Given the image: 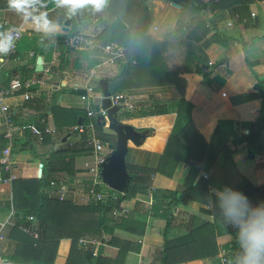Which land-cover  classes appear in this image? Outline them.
Listing matches in <instances>:
<instances>
[{"label": "crops", "instance_id": "0c3cea01", "mask_svg": "<svg viewBox=\"0 0 264 264\" xmlns=\"http://www.w3.org/2000/svg\"><path fill=\"white\" fill-rule=\"evenodd\" d=\"M203 1L207 2V0ZM236 1L226 0L219 4V0H214V4L222 9L214 11L207 9L197 14L189 10L190 8L176 5L168 0H143L149 25L145 35L159 44L158 53L163 60L165 70L183 79L185 88L181 95L177 84L152 86L133 76L127 78L128 85L122 91L114 93L124 97L122 102L130 107L127 110L132 115L122 119L123 109H126L123 108L118 114L119 122L132 127L137 133L149 132L142 144L136 146L131 142L128 143L125 157L128 174L129 172L136 174L137 183L147 186V191L138 194L130 201H123L120 206L129 210L128 218L141 226L138 230L144 227L142 236L117 228L113 229L112 237L140 246L138 253L134 250L127 253L124 264H161L165 244L163 234L168 221H170L168 239L173 240L212 220L211 216L200 212L197 203L187 199L181 200L176 206H173L169 199L163 200L160 209L155 208L156 203L152 199V192L157 189L179 192L186 189L184 183L190 169L183 163L176 166L171 178L160 174H150L161 164L169 138L178 127H182L185 123V117L177 114L179 100L184 99L192 105L189 114L190 122L209 145L219 122L236 124L237 131H234L233 135L227 134L229 132L225 128L219 135L220 138L228 136L226 146L230 150L236 149L231 160L225 162L222 158L218 159L212 170L208 174H203V178L213 177L217 182L228 186H234L241 178H245L251 184L264 179V160L260 157V151L264 150V131L261 132L254 146L252 145L253 147H248L244 143L235 148L231 143L232 139L242 135L243 131L247 134V125L256 123L261 115L259 99H247L237 104H233L231 100L243 95L256 94L264 81V79L260 80V77L264 78V32H258L260 22L257 13L261 14L264 21V0H248V2L241 0L243 4H238ZM44 2L46 7L43 9L47 12L49 19L57 23L58 31L53 38L44 39L42 42L40 34L30 25L24 24L18 15L8 8L0 9V31H4V27L8 25L21 26L22 30V36L17 42L14 53L9 57H3L4 62L0 63V86L6 85L13 78H18L23 84H29L28 87H23L24 93L22 89L3 101L16 117L14 118L16 122L13 121L11 128L5 126L9 141L22 137L24 134V144L27 143V145L18 149L8 145L4 149H9V165L2 167L8 172L6 173L8 177L0 179L2 182H0V193L2 190H8L10 195L9 198H5L0 194V225L5 224L3 239L0 241V264H39L12 259L15 243L8 239L7 235L17 219L12 206L6 207L12 197V180L32 179L35 172L38 176L40 169L48 165L53 172L51 180L67 184L75 193L81 190L77 189L78 185L81 186L80 188L83 187L81 191L85 192L89 183L87 166L94 164V158L91 152L85 151L91 149L89 142L93 139L99 140L96 138V134L99 133L91 121V118L95 116L88 118L90 121L88 126L77 123L75 126L77 129L66 128L57 132L50 109L58 107L80 110L86 115L88 112H96L95 108L101 106L102 100L96 80H107L109 87L110 80L116 78L118 74L116 64L126 62V48L122 50L115 44L104 45L103 39L100 38L103 29L116 21L114 11L109 10L110 0L102 11H92V14L87 17L83 15V11L69 14L66 9L56 7L52 0H44ZM251 14H254V17H251ZM255 19H257V26ZM67 20L71 23L65 31L64 23ZM203 27L210 29L206 32ZM253 30H257L256 34ZM215 34L221 39H229L226 49L218 43H210V48L206 51L209 58L219 56L225 58L215 69H209V72L213 70V77L225 79V84L221 88L214 83L213 78L210 83H207L201 76L185 72L179 61L181 55L178 54L181 53L179 45L188 38L192 39L194 47L205 50L204 45ZM71 36V48H68L64 45ZM24 38L39 40L41 42V45H37L39 52L34 49L23 50L20 46ZM106 46L111 48V52L105 51ZM19 50H21L20 53ZM114 54L120 57L113 64L108 63L107 59ZM37 61H41V71L36 70ZM256 85H258L257 90L254 88ZM87 87L92 88L93 91L87 93ZM31 89L33 91L28 92ZM24 94L31 96L29 100L34 101L33 109L25 107V103L29 100L23 99ZM82 96H86V99H82ZM82 102H85L83 104L85 109ZM40 118H44L46 127L56 130L55 135H50L57 141L55 144H44L42 142L44 135L37 138L32 137L31 133L26 134L24 126L21 125V122L25 120L36 123ZM101 130L100 139L107 143V150L111 151L109 145L116 143V135L104 126ZM32 138L36 141H31ZM67 142L70 143V148L82 152L76 153L72 158L66 155L51 159L50 155L65 149L63 146H66ZM219 149V146L210 145V155L217 154ZM25 150L32 151L37 157L35 159L25 157L27 161L22 160L21 154L26 153ZM249 155H253V158H249ZM49 159H51L50 165ZM214 193L215 190L211 189V194ZM67 199H70L73 204L80 202L76 196ZM251 203L257 205L262 201L256 199ZM107 217L110 220V226L118 224L112 221L110 215L107 214ZM93 240L95 239L85 238L81 240V243L83 247L94 248V254L98 248H101L107 259H116L119 251L117 247L106 244L99 246L97 240ZM231 240V236L225 233L216 236L214 244L216 243L219 250L217 256L225 252V246ZM70 248V239L60 240L53 264H66ZM208 248H213V243L208 242ZM217 256L205 260L204 263L183 264H218Z\"/></svg>", "mask_w": 264, "mask_h": 264}, {"label": "trees", "instance_id": "16d2710c", "mask_svg": "<svg viewBox=\"0 0 264 264\" xmlns=\"http://www.w3.org/2000/svg\"><path fill=\"white\" fill-rule=\"evenodd\" d=\"M168 1L190 8L189 10L197 14L207 9L213 11L222 9L214 4V0H207L205 3L203 0ZM221 1L226 0H219V4ZM236 2L238 4L244 3L241 0ZM2 8H8L7 0H0V9ZM109 10L114 11L113 14L116 17V21L103 29L100 38L103 39L104 45L115 44L122 50L124 48L127 50H125L126 62H119L118 74L116 78L110 80L109 91L111 92V88L115 92L122 91L128 85L127 78L136 76L139 80H144L152 86L177 84L179 93L183 95L185 81L177 78L176 74L167 73L162 63L163 60L159 57V44L145 35L149 25L147 24L146 10L143 8V0H110ZM82 11L83 15L87 17L92 14L93 10L86 9ZM150 21L151 18L149 17ZM71 38L72 36L68 38L64 46L71 48ZM191 40L188 38L179 45L181 48V53H178L179 56L181 55V60L179 61L182 63L184 71L201 76L207 83H210L213 78L217 81V86L221 88L225 84V79L218 76L213 77V70L209 72V69H215L225 58L221 56L209 58L206 55V51L209 50L212 43H218L223 49H226L229 39H221L219 35L215 34L204 45L205 50L194 47ZM38 44L41 45V42L37 39L24 38L20 47L23 50L34 49L39 52ZM18 52L20 53L21 50ZM209 64L210 67L206 69L205 66ZM8 84L0 86V89H6ZM22 89V93H24V88ZM30 91L32 92L33 89L28 90V92ZM247 99H259L261 101L260 113H264V81L256 94L239 96L231 101L233 104H237ZM33 104L34 101L29 100L25 103V107L33 109ZM191 110V104L184 99L179 100L177 114L185 117V123L182 127H178L177 131L169 138L159 167L155 171L150 172L153 175L160 174L171 178L176 166L179 163H183L190 169L184 183L186 189L182 192L157 189L152 192V199L156 203V209L161 208L163 200L169 199L170 203L176 206L181 200L187 199L197 203L200 212L211 216L212 220L173 240L168 239L170 223L168 221L163 234L165 244L162 250L161 264L204 263L205 260L214 258L219 253L216 243L214 244L215 238L222 233L228 234L232 238L225 246V252L232 257L238 250L235 238L236 230L231 226H226L222 221L219 210L213 208L208 202L209 199L213 202L216 199L215 195L211 194V189L215 191L222 190L228 185L217 182L213 177L209 179L203 178V174H208L218 159L222 158V161L225 162L231 160L236 149L230 150L226 146L229 140L228 136L220 138L219 135H221L224 128L229 132L227 134L233 135V132L237 131L235 128L236 124L234 122H219L210 145L219 146L220 149L217 154L211 156L209 153L210 145L205 142L190 122L189 114ZM50 111L57 132L77 126L80 117L82 118L81 126L90 124L89 117L80 110L52 107ZM14 118L13 121L15 123ZM92 123L95 129L101 130L102 125L100 123L96 121ZM262 123V118L259 116L256 123L247 125V134L243 131L242 135L233 138L231 143L235 148L244 143L248 147L254 146L255 142L259 140L261 132H263L264 124ZM27 124H30L29 120L21 122L26 134H30ZM147 134L149 135V132ZM8 141L7 129L2 126L0 127V153L3 152ZM42 142L52 145L57 141L50 135H44ZM58 142L60 141L58 140ZM115 145V142L109 145L111 151L115 148ZM78 152L82 151L67 147L51 154L50 158H62L66 155L72 158ZM85 152L90 153L91 149H87ZM51 159H49V165ZM2 167L0 163V168ZM44 167L41 179L17 178L11 181L12 197L6 207L10 208V205L12 206L17 219L16 224L12 226L7 235V238L15 243L13 260L53 264L59 241L62 239L71 240L70 253L66 264H124V259L128 252L134 250L138 253L140 251L138 244L120 241L112 237V233L113 229L117 228L136 236H142L144 227L138 230L141 226L129 218L114 226H110V220L107 217V214L111 213L113 209H117L123 201H130L138 194H143L147 191V186L137 183L138 177L136 174L129 172V184L124 193H117L108 187H105L106 192L101 188H97V193L108 195L105 200L97 201L94 198H88L86 204L77 205L73 204L70 199L59 201L58 199L48 198L44 194V188L51 181V175L53 174L48 165ZM1 175L2 179L8 177L4 171ZM228 187L245 194L250 202L261 199L262 203H264V179L251 184L245 178H241L237 184ZM114 195L118 197L115 202H113ZM30 216L34 217V221H29L28 218ZM20 227H26L28 232L22 231ZM34 233H37V238L33 236ZM85 238L95 239L98 243L101 242L99 246L106 244L117 247L119 251L116 259H107L101 248H98L96 254H94V248L90 246L83 247L81 240ZM91 241L88 242L91 243ZM208 242L210 244L213 243V248H208Z\"/></svg>", "mask_w": 264, "mask_h": 264}, {"label": "clouds", "instance_id": "9594fccd", "mask_svg": "<svg viewBox=\"0 0 264 264\" xmlns=\"http://www.w3.org/2000/svg\"><path fill=\"white\" fill-rule=\"evenodd\" d=\"M58 8L66 9L69 14L91 9L100 12L108 0H52ZM8 9L20 17L39 33L41 42L53 38L57 31V23L49 19L47 12L40 9L46 7L44 0H7ZM19 34L12 29L0 31V63L14 49ZM215 201L209 204L219 210L226 226L236 230L235 238L238 250L226 261V264H264V203L253 205L248 197L238 190L225 186L216 190Z\"/></svg>", "mask_w": 264, "mask_h": 264}, {"label": "built area", "instance_id": "2783aa9c", "mask_svg": "<svg viewBox=\"0 0 264 264\" xmlns=\"http://www.w3.org/2000/svg\"><path fill=\"white\" fill-rule=\"evenodd\" d=\"M41 11H44V9H40ZM251 17H254V14H251ZM230 25V24H229ZM12 29L14 32L19 34V38L15 42V46L13 51L10 55L5 56L9 57L11 56L16 48L17 42L20 40L22 36V30L21 26H14V25H8L5 30ZM4 30V31H5ZM105 51L111 52V48L109 46L105 47ZM119 55H112L107 59L108 63L113 64L117 58H119ZM29 84H23L18 78H13L10 80L8 87L6 89H0V126H6L8 128H11L13 125V118L15 117V114L11 111L9 106L5 105L3 103L4 99L10 95H13L17 92H19L23 87H28ZM93 91L92 88L87 87L86 92L91 93ZM82 99H86V96H82ZM123 96L119 94H111L110 101L112 106H120L121 109L126 108L130 109V107L122 102ZM23 99L25 101L31 99V96L29 94H24ZM88 117L93 116H102L106 117V111L100 109L95 112H88ZM27 128L30 130V133L32 136L41 138L42 135H55L56 130L54 128H48L46 127L44 118L39 119L36 123H30L26 125ZM77 129V127H75ZM91 147V153L94 158V164L93 166H87L88 175H89V183L85 190V192L81 191L79 194H76L74 190H72L67 184L59 183L54 180H51L48 185L44 188V194L48 198H54L58 199L59 201H63L69 197L76 196L80 201L88 200V198H94L95 200L99 201L101 200L100 193L96 192L97 188L107 187L101 178V165L106 161L108 156L110 155V150H105L103 147V144L101 141L93 139L91 142L88 143ZM9 149H6L2 153V158L0 160V163L2 166L6 167L9 165ZM43 174V169H40L38 178L41 179ZM129 216V210L120 209L118 208L117 211L113 212V220L115 222H121L124 219H127ZM29 221H34V217L30 216ZM5 227V224L0 225V241L3 239V228ZM20 229L24 232H28V229L26 227H20ZM33 236L37 238V233H34ZM218 264H226V261L230 259V257L224 255L223 253L219 254L217 256Z\"/></svg>", "mask_w": 264, "mask_h": 264}, {"label": "water", "instance_id": "95a60500", "mask_svg": "<svg viewBox=\"0 0 264 264\" xmlns=\"http://www.w3.org/2000/svg\"><path fill=\"white\" fill-rule=\"evenodd\" d=\"M70 23V20L65 21V31H67V27L70 25ZM255 25L257 26V19H255ZM209 67V65L205 66L206 69ZM36 70H42L41 61H37ZM263 79V77H260L261 81ZM99 88L102 95L101 109L106 111V117L98 116L96 122L113 131L117 138L115 148L111 151L106 161L101 165V178L103 183L109 189L122 194L127 189L130 179L125 163L128 143L131 142L132 144L138 146L143 143L148 134L137 133L132 127L119 122L118 114L122 109L120 106L111 105V92L108 89L107 80H100ZM254 88L257 90L258 85H256ZM78 125H81V118L78 120ZM249 158H253V155H249Z\"/></svg>", "mask_w": 264, "mask_h": 264}, {"label": "rangeland", "instance_id": "374dc122", "mask_svg": "<svg viewBox=\"0 0 264 264\" xmlns=\"http://www.w3.org/2000/svg\"><path fill=\"white\" fill-rule=\"evenodd\" d=\"M258 13V16H259V22H260V28L258 29V32L259 33H261V32H264V28H263V18H262V16H261V14L259 13V12H257ZM7 26H5L4 28H6ZM203 29H205V31L207 32L210 28L209 27H203ZM256 31L257 30H253V32L256 34ZM257 39H259L258 37H257ZM211 40V37L208 39V41H210ZM207 41V42H208ZM185 61V60H184ZM185 62H187V61H185ZM116 68L118 69V67H119V65L118 64H116ZM117 72H115V74H116ZM97 81V83H96V85L97 84H99V81L100 80H96ZM217 81H215L214 83L215 84H217L216 83ZM111 90V93L112 94H114L115 93V91L114 90H112V88L110 89ZM83 104H85V102H82V105ZM261 107V106H260ZM83 109H85V106L83 105ZM96 109V112L95 113H97V111H99V109H100V106L99 107H97V108H95ZM126 117H131V115L129 114V111L127 110V109H123V114H122V116H121V118L122 119H124V118H126ZM260 117L262 118V124H264V113H262L261 115H260ZM96 119H97V116H95V117H93V118H91V121L93 122V121H96ZM94 129V128H93ZM92 129V130H93ZM94 131V130H93ZM101 131L102 130H97V133H99V134H96V138H98L102 143H103V147H104V149L105 150H107V143L103 140V139H100L101 138ZM263 131H264V127H263ZM32 136V135H31ZM32 137H34V136H32ZM24 141H25V137H24V134H23V136L22 137H18V138H15L14 140L13 139H11L10 141H8L7 142V145H6V147L9 145V146H11V148L13 147V148H15V149H18V148H20V147H23V146H26L27 145V143H25L24 144ZM31 141H36V139L35 138H32L31 139ZM38 142V141H37ZM66 146H68V147H70V143L69 142H67V144H66ZM66 146H63V148H67ZM5 147V148H6ZM27 148H29V147H27ZM30 150V149H29ZM25 151H27L26 153H22L21 154V159L22 160H25V159H27V158H25V157H30L31 159H35L37 156L35 155V154H33V152L32 151H28V150H25ZM264 150H262V151H260V157L262 158V160H264V152H263ZM2 157V153H0V158ZM25 161H27V160H25ZM93 164V160H92V162H91V165ZM93 166V165H92ZM6 172V173H8L4 168H0V179H2L1 178V174H2V172ZM39 171V170H38ZM39 176V175H38ZM38 176H37V172H35V174H34V176H33V178H36V179H39L38 178ZM1 182V181H0ZM2 183V182H1ZM81 186L80 185H78V188L77 189H81L82 190V188H80ZM71 188V187H70ZM72 189V188H71ZM101 189H103L105 192H106V188H104V187H102ZM81 190H79L76 194H79L80 192H81ZM1 195H3L5 198H9V195H10V192L8 191V190H2L1 191V193H0ZM108 197V195L107 194H102L101 195V200H105L106 198ZM117 195H114L113 196V202H115L116 200H117ZM86 200H84V201H80L79 203H77V204H79V205H81V204H86ZM120 206H122L121 205V203H120V205H119V207L118 208H120V209H125V210H128L127 208H125V207H120ZM117 208V209H118ZM117 209H113L112 210V212L111 213H108V215H110V217H111V219H112V221L114 222V223H119V222H115L113 219V212L114 211H117ZM93 241H95V240H93ZM101 242H99L98 244H100ZM223 254L225 255L226 254V256H228V257H230L231 258V256L230 255H228L229 253H226V252H223ZM231 254V253H230Z\"/></svg>", "mask_w": 264, "mask_h": 264}]
</instances>
